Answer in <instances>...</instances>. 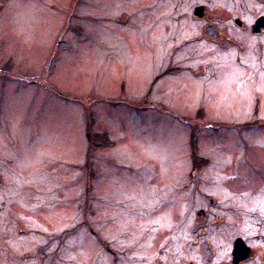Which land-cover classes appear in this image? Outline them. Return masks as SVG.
Masks as SVG:
<instances>
[{
    "label": "rangeland",
    "instance_id": "obj_1",
    "mask_svg": "<svg viewBox=\"0 0 264 264\" xmlns=\"http://www.w3.org/2000/svg\"><path fill=\"white\" fill-rule=\"evenodd\" d=\"M262 16L0 0V264H185L195 211L220 242L264 231Z\"/></svg>",
    "mask_w": 264,
    "mask_h": 264
},
{
    "label": "flooded vegetation",
    "instance_id": "obj_2",
    "mask_svg": "<svg viewBox=\"0 0 264 264\" xmlns=\"http://www.w3.org/2000/svg\"><path fill=\"white\" fill-rule=\"evenodd\" d=\"M193 13L196 15L195 9ZM191 175L195 177V172H192ZM221 220L213 217L211 223L206 225L202 221H196L195 211V218L189 228L191 237L188 243L192 250L194 249V253L198 251L201 257L199 260L196 259V256L192 257L185 264H200V261L203 260L208 264H264L263 226L260 227V231L254 237L236 234L232 238H227L228 241L224 239L223 242H220L223 235L217 236V231L227 224V221L221 222ZM216 237H219V241L216 240ZM151 239L153 241L150 247L153 248L156 245L157 235L154 233ZM163 259L160 253L152 262L146 264H166Z\"/></svg>",
    "mask_w": 264,
    "mask_h": 264
},
{
    "label": "water",
    "instance_id": "obj_3",
    "mask_svg": "<svg viewBox=\"0 0 264 264\" xmlns=\"http://www.w3.org/2000/svg\"><path fill=\"white\" fill-rule=\"evenodd\" d=\"M198 9H201V7H195V14L198 13L200 14V12L198 11ZM264 18V16L260 17L256 22L257 24L261 23L260 21ZM256 24V23H255ZM254 26V25H253Z\"/></svg>",
    "mask_w": 264,
    "mask_h": 264
},
{
    "label": "bare ground",
    "instance_id": "obj_4",
    "mask_svg": "<svg viewBox=\"0 0 264 264\" xmlns=\"http://www.w3.org/2000/svg\"><path fill=\"white\" fill-rule=\"evenodd\" d=\"M32 4H34V3H32ZM32 4H30L31 8H32ZM25 8H23L24 10H22L24 13L27 12V11H29L31 9L30 7L28 9H25ZM22 11H21V13H23ZM30 11L32 12L33 10H30Z\"/></svg>",
    "mask_w": 264,
    "mask_h": 264
},
{
    "label": "trees",
    "instance_id": "obj_5",
    "mask_svg": "<svg viewBox=\"0 0 264 264\" xmlns=\"http://www.w3.org/2000/svg\"><path fill=\"white\" fill-rule=\"evenodd\" d=\"M161 108H163L162 106H160Z\"/></svg>",
    "mask_w": 264,
    "mask_h": 264
}]
</instances>
